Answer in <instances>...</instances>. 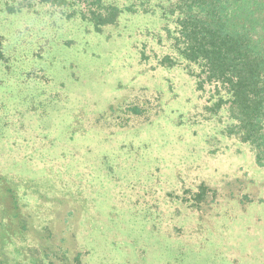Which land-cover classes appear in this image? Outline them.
<instances>
[{
  "label": "rangeland",
  "instance_id": "374dc122",
  "mask_svg": "<svg viewBox=\"0 0 264 264\" xmlns=\"http://www.w3.org/2000/svg\"><path fill=\"white\" fill-rule=\"evenodd\" d=\"M44 12L0 16V264H264V169L180 125L193 81L138 54L157 21Z\"/></svg>",
  "mask_w": 264,
  "mask_h": 264
},
{
  "label": "trees",
  "instance_id": "16d2710c",
  "mask_svg": "<svg viewBox=\"0 0 264 264\" xmlns=\"http://www.w3.org/2000/svg\"><path fill=\"white\" fill-rule=\"evenodd\" d=\"M44 11L97 36L127 16L157 21V28L137 31L139 41H153L148 56L147 44L138 54L143 64L182 67L193 81L199 102L180 125H211L202 148L209 157L210 142L223 151L244 146L264 169V0H0L1 17L37 19ZM10 55L0 36V71ZM14 70L10 77L16 64ZM23 255L29 264V253Z\"/></svg>",
  "mask_w": 264,
  "mask_h": 264
}]
</instances>
